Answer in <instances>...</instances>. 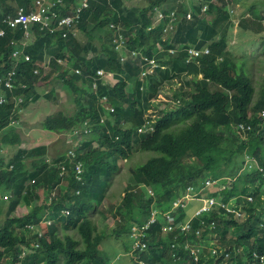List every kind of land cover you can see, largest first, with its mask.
<instances>
[{"label":"trees","instance_id":"1","mask_svg":"<svg viewBox=\"0 0 264 264\" xmlns=\"http://www.w3.org/2000/svg\"><path fill=\"white\" fill-rule=\"evenodd\" d=\"M52 1L54 9L62 6L60 0ZM78 1L62 0L66 5L62 13ZM146 1L148 4L126 6L124 0H88L87 6L80 5L74 27L86 31L82 47L95 50L92 55H80V44L71 30L50 32L41 30L38 23L32 25L35 39L18 44L30 57L22 58L16 69L18 82L26 87L8 92L7 101L0 103V147L23 141L21 130L10 125L13 118H20L19 108L15 109L19 95H23L20 106L24 109L41 97L57 107L41 120V128L61 133L89 120L93 130L80 145L83 153L74 157L84 163L81 179L66 151L49 162L45 144L19 147L8 159L0 152V189L10 194L6 215L0 219V264H108L111 257L102 249L107 233L98 229L92 213L113 196L111 188L123 170L119 160L128 161L136 151L158 154L145 162H132L125 190L110 206L118 220L112 235L124 239L125 248L131 246L132 223L147 221L153 204L168 211L188 185L209 180L208 192L221 194L230 209L223 206L193 216L190 208H178L175 222L187 217L191 230L186 232L163 230L164 222L158 218L145 238L147 248L141 253L145 264H264V114H260L264 87L259 89L261 84L257 89L247 70V60L264 68V8L251 3L240 17L238 26L248 31L243 32L245 47L234 51L228 48L227 37L234 25V9H242L244 1ZM33 5L34 0H0V28L4 31L0 35V72L11 68V41H19L25 32L21 24L12 28L3 20L20 7L30 11ZM160 10L163 17L153 21ZM112 23V33L95 39L91 30ZM121 32L129 37L130 48H142L158 63L145 81L141 71L146 64L142 68L130 60L123 63L115 53L112 34ZM157 45L164 49L158 50ZM46 52L51 58L43 76L39 65ZM99 69L113 72L116 83L99 79ZM51 77L59 79L68 93L71 113L64 109L67 102L57 105L55 87H49ZM173 80L182 83L168 84ZM127 87L132 91L127 92ZM159 91L170 103L156 107L159 117L153 132L139 133L144 113ZM104 96L114 107L112 112L100 104ZM142 183L154 195L147 196L140 188ZM53 190L57 197L47 203ZM21 202L29 204L30 213L15 216L14 209ZM63 208L69 210V216H59ZM45 210L53 212L55 223L38 238L27 226L37 223ZM60 225L79 237H61ZM34 241L40 243L35 251L30 247ZM188 245H200L197 260ZM214 247L224 248L228 256L213 255Z\"/></svg>","mask_w":264,"mask_h":264},{"label":"rangeland","instance_id":"2","mask_svg":"<svg viewBox=\"0 0 264 264\" xmlns=\"http://www.w3.org/2000/svg\"><path fill=\"white\" fill-rule=\"evenodd\" d=\"M216 1V0H213ZM238 0H236L237 3ZM244 1L243 3H241V8L242 9H234L235 12V16H232L231 20L233 21L234 25L232 26V28L230 29L229 33H228V48H232L234 51H237L238 48L241 47H245L243 43V41L245 40V36L243 34V32L248 31L245 30L243 31L237 24V22L239 21L240 18H238V16H242L245 15L246 12L248 11V6L251 3H258L261 7V9L264 8V0H240ZM239 2V3H240ZM79 5L80 2L78 1ZM180 3H185V0L181 1ZM237 3V4H239ZM124 4L126 6H131V5H143V4H148V2L146 0H124ZM68 5V3H67ZM231 12H234L232 8H230ZM188 13L191 14L190 11H188ZM163 17V12L162 10H160V12H158L157 14H154V19L157 18H161ZM89 26L91 27V24H89ZM114 26V24L112 23L111 25H108L106 27H101L98 26L95 29L91 30L92 34H95V39H99L100 35L104 36L107 32L109 33V31L112 33V27ZM90 27L87 28V30L90 29ZM71 32L74 36V38L77 39V41L80 44V55L81 56H88L89 54H93L95 53V50L93 49H89L87 50L85 47H82L85 44V40L87 38V34L86 31H84V29L79 28V27H74V25H72L70 27ZM249 33V32H248ZM113 36V44H114V49H115V53L119 56V59L121 62H126V61H133L135 64L140 65L142 68H144L145 64L146 67L141 71V75L144 77L143 80H145L147 78V74L152 75L154 73V70L156 68V66L158 65V63L155 62L154 57H149L147 54H145L142 50V48L140 47H136V48H130L128 43L129 37L125 36L122 32L118 34H112ZM35 39V36H28L25 39H23L22 41L16 42V43H22L24 45H27L30 41H33ZM96 43H99L100 41L95 40ZM238 45V46H237ZM157 49L158 50H163V47H159L157 45ZM175 50H173L174 52ZM51 56L50 52H46V60ZM65 62V60H63ZM143 64V65H141ZM247 70L249 73L252 74V78L254 79L255 83H256V88L258 89L260 87L261 84H263L259 89L264 87V68H261L259 65H253L252 61L247 60ZM261 72H258L260 71ZM104 71V70H103ZM256 72V74L253 75V73ZM263 72V73H262ZM113 75V73H112ZM107 81L112 85L115 83V81H117L116 78H113L112 76H110L109 74H107ZM49 87L54 86L55 87V92L56 95L58 97V102L57 105H62L63 103H66L64 106V109H68L70 111H66L67 113H71V107L73 106V103L68 99V93L66 92L65 88L62 86V84L59 82V79H56L55 77H51V79L49 80ZM182 83L181 80H173V82H170L168 84H175L176 86H179ZM96 88V83L93 84V88ZM127 92H131L132 90L127 87L126 88ZM258 93L259 90H256ZM106 96L103 97V99H105ZM57 110V107L54 105V103L50 100L47 99L46 97H42L39 100L32 102L31 105L24 109V111L21 113L20 119L18 120L17 123L19 124H14V126L16 127L17 131H20V129L22 130V132L24 134H27L30 136V138H27V136H25L26 141L23 142L22 146L24 145V147H32L34 145L40 144V143H46L48 146V150L47 153L45 155V157H52L53 153L59 154V152H64L67 151L70 147H73L75 142L68 140L67 136L63 133H59L57 134L55 131L49 130V129H44L41 128L39 125V121L46 115L49 113H52L54 111ZM33 128V130L30 133V129ZM64 146L62 149H59L58 147H62ZM95 147H98V143L95 142L94 144ZM18 145L12 144V145H7L6 146V150H5V158L8 159L17 149ZM158 153L156 152H148V153H143L141 151H136L134 153V155L128 159V161H122L119 160L120 165L122 166L123 170L122 172L115 178V184L114 186H112L111 188V193H112V197L111 198H106L100 209L99 212H96L93 215L94 220L97 223V226L100 230L102 229H108L109 232H112L114 229H117V225H118V220L117 218L113 215L112 210H110V206L117 202V195L119 194H123V191L125 190L124 187L127 184V180L130 178L131 176V172L128 170V168L132 165L133 161H144L147 159L148 156H155ZM122 161V162H121ZM241 172L238 171L237 175H239ZM206 183H211L209 180L206 181ZM193 186H188L186 188V190L190 189ZM146 193H150L149 191V187L147 186H143L142 187ZM185 190V195L187 194V191ZM42 194V192H40ZM191 194V193H190ZM204 196V197H203ZM199 197L201 198V201L197 200V212L205 210L206 208H208L211 204L217 205V204H221V199L220 197L217 196H212L209 195V193L207 191H203ZM183 196H180L177 199L176 204H178L181 200H182ZM7 199H4L3 197H0V219L5 217V211L7 208ZM235 200L233 198H231L230 202L233 203ZM224 203V202H222ZM25 205L24 203H21L20 206ZM223 206H226L228 209H230L228 204H223ZM24 207V206H23ZM213 208V206H212ZM215 209H218L217 206L214 207ZM1 212H3L1 214ZM25 212L24 209H17V213H23ZM237 215L240 214V212L238 211L236 213ZM108 241H106V239L103 242L102 245V249H104V252L107 253L112 259H114L118 264H123L124 261H128L129 257L128 256H120L121 251L124 250V246L121 245L123 244L121 242V240H116L114 239L113 236H111ZM125 264H133L131 261L127 262Z\"/></svg>","mask_w":264,"mask_h":264},{"label":"clouds","instance_id":"3","mask_svg":"<svg viewBox=\"0 0 264 264\" xmlns=\"http://www.w3.org/2000/svg\"><path fill=\"white\" fill-rule=\"evenodd\" d=\"M79 2H80V5H83V6H87L88 5V0H79ZM80 5L78 3L77 6H73L71 9L72 10L75 9V8H79L80 9ZM33 8H34V5H33L32 9ZM240 17L241 16H238V18H240ZM153 18H154V16H153ZM4 22H6V21H4ZM237 24H238V22H237ZM30 36H35V34H31ZM22 39H24V36H23ZM22 39H20L19 41H22ZM19 41H15V40L14 41H11V44L13 46V49L11 51V60H12V66H11V68H9L5 72H0V78H2V80L0 81V103H3L5 101H7L8 95H9L8 92H10V94H11L19 86H21L22 88L26 87V85L24 83L21 84V82H18V78L16 76L17 75L16 74V69L18 67L19 61L22 58L24 60H29L30 57H29V59H26L25 56L26 55L29 56V54L24 53V49L25 48H22V53H20L17 57L13 56V51L19 47L18 43H16V42H19ZM20 44H22V43H20ZM58 61H61V59H59ZM48 63H49V60L48 59L47 60L45 59V61H43L39 65L43 69V76H45L48 73V71H49L48 70V66H47ZM38 70L39 69H35V72H38ZM103 70L104 69H99L97 71L98 74H99V79H101L103 81H107V74H109L113 78H116L113 72L106 71V70L103 71ZM76 73H80V70L77 69L76 70ZM112 73H113V75H112ZM149 75L150 74H147V77ZM6 82L11 83V85H6ZM43 82H41V83H43ZM115 83H116V81H115ZM47 91L48 90H46V92ZM159 93H160V91H159ZM13 96L14 95H12V97ZM163 98L164 97H163L162 93H160L155 99H152V101H153L152 102V107L149 106L146 109V111L144 113V122L142 123V125H140L137 128L139 133H149V132L151 133V132L154 131V129H155V127H154V121L159 117L158 116V110L156 109V107L158 105H167V104L170 103L169 100H167V99H164L163 100ZM22 99H23V95H19L15 99V106H16L15 109L16 108H19V112L18 113H20V116H21V113L24 111V108L20 106V102L22 101ZM155 100L158 101V102H154ZM161 100H163V101H161ZM100 104L103 106V108L107 112H112L114 110V107L112 106V104L110 103V101L108 100L107 97L105 99H103V97H102V99L100 100ZM260 114H264V110H262L260 112ZM19 119L13 118V120L10 121V125L14 126V124H19V123H17ZM41 120L39 122H41ZM105 120H106V117H105V115H103L102 116V121H105ZM32 130H33V128L30 129V132ZM92 130H93L92 123L89 120H86L83 123H81L80 125H78V126L74 127L73 129H71L70 131L67 130V131L61 132V133L65 134L67 136L68 140H71V141H74L75 142L74 146L73 147H70L66 151V154H67L68 158H70L71 161H74V163H75V171L79 175L78 176L79 179H81L80 172L84 169V163L82 161L78 160L77 158H74V157L76 156L77 152L79 154H82L83 153L82 151H80V148H81L80 145H81V143L88 136L91 135ZM20 134L22 136L23 141H22L21 144L18 145L17 148L24 147V145L22 146L23 142L26 141L27 138H30V136L27 135V134H24L22 132V130H21ZM57 134H59V133H57ZM25 136H27L26 139H25ZM40 144H45L47 146V144L45 142L44 143H40ZM40 144H37V145H40ZM15 145H16V143H15ZM5 150H6V146H3L2 145L0 147V152L3 153V152H5ZM141 152L148 153V152H153V151H141ZM55 155H56V153H53L52 157H54ZM52 157H47V160L49 162H51L50 160H51ZM149 157L150 156H148L147 159ZM146 160H144L143 162H145ZM248 160H249V157H246V162ZM244 167H245V165L242 166V169H244ZM64 169H65V167H63V170ZM263 171H264V169H263ZM208 185L209 184L206 183V182L205 183H199L197 185H194V184L188 185V186H193V187H191L190 189L186 190L187 191V194L186 195H185V192L183 193V195H182L183 198H182V200L178 204H176V202H177V199L180 196L176 200H174L173 203H172L171 208L168 211H162L160 208L154 206V204H153L152 205V208H151L150 215H149V219L147 221H143L140 224L137 223V222H133L132 223V226H131L130 237H129V239L131 241V244H130L131 246H130L129 249H127V248L124 247V250L121 251V252H119L120 253V256H128L129 257V260L128 261H124L123 264H125L127 262H130V261L133 264H135V263L145 264V260L141 257L142 254H143V252L147 248V242L145 241V238L148 236V228L150 227V225H152L153 223H155L158 220V218H161L162 219V222H164L163 227H162L163 230L173 231V230H176V229L180 228L181 231L186 232L188 230H191V226L189 224V219L187 217H186L185 220H181V221L175 222L176 219H177V216H178V213H176V211H177L178 208H186V207H188V208L191 209V211H193V216H194V215H197V214L202 213V212H205L206 214H210L211 211H213L215 209L214 208L215 206H217L218 208L219 207H223V204H225V202L222 203L223 201H222L221 194H218V193L211 194L210 192H208V189H209L207 187ZM143 186L149 187L150 193L149 194L146 193L147 196L154 195V191H153V189L150 186L146 185L145 183H142L140 185V188L143 189L142 188ZM203 191H207L209 193V195H212V196H217L218 195L220 197L221 201H222L221 204H217L215 206H214V204H211L205 210H202V211L197 212V209H198L197 208V206H198L197 200L201 201V198L202 197H199V195ZM1 192H2V189H0V197H3L4 199H8L10 197V194L9 193H6V191H4L2 193ZM40 192H42V195H44L43 190H40ZM77 193H79V190H77ZM55 197H57V194H55V192L53 190L51 192L50 198L47 200V203H50L52 201V199L55 198ZM39 201L40 202H43L44 201V198L41 199V200H39ZM34 203H35V201L31 202V204H34ZM20 204H18L16 206V208L14 209L13 214L15 216H22V215H25V214L26 215L29 214L31 209H30L29 204H26V203H24L25 204V205H23L24 207H21L20 208V209H24L25 212H23V213H17V208L20 206ZM212 206H213V208H212ZM96 212H99V211H96ZM42 213L43 214H42L40 220L37 223H32V224H29L27 226V229L32 234H36L38 236V238L44 237L46 235V233L48 232L49 228L51 226H53L54 223H55V219L52 216V213L53 212H51L50 210H45V211H42ZM62 215L69 216L70 215L69 214V210L67 208L61 209V212H60L59 216H62ZM93 215H94V212L92 213V217H93ZM59 229H60L59 230V234L61 235V237H63L64 234H68V235L69 234H74L76 237H79L74 231H71L70 229H63V227L61 225L59 226ZM102 230H104L107 233L106 241H108L109 239H112L110 237L113 236L112 235V232L113 231L112 232H109L108 229H102ZM114 239L121 240V242L124 240V239H117L115 237H114ZM39 245H40V243L38 241H34V242H31L30 243V247H31V249L33 251H35L39 247ZM121 245H123V244H121ZM188 247H190L191 253L194 255L195 260H197L198 259V256H199V253L201 251L200 245H194V246L188 245ZM211 250H212L213 255H214V253L215 254H217V253L224 254L225 253V249L224 248H221L220 249L219 247H214V248H211ZM225 255L228 256L227 253H225ZM254 255H255L254 258L259 259L258 253L257 254L254 253ZM108 264H118V263L114 259L110 258V260L108 261ZM219 264H221V263H219Z\"/></svg>","mask_w":264,"mask_h":264},{"label":"built area","instance_id":"4","mask_svg":"<svg viewBox=\"0 0 264 264\" xmlns=\"http://www.w3.org/2000/svg\"><path fill=\"white\" fill-rule=\"evenodd\" d=\"M61 1V7L54 9L55 1L52 0H34V8L30 11H26L23 7H20L14 16H7L4 21L7 22L12 28L17 27L21 24L24 29V39L33 34L32 25L38 23L40 29H48L50 32L68 31L70 27L74 25L79 16V8L70 9L66 14L62 13V9L66 5ZM54 10H53V9ZM4 33L3 29L0 28V35ZM63 35H66L64 33ZM23 40V39H22ZM24 45V44H23ZM22 53V48H17L13 51V56L17 57ZM29 59V56H25ZM2 78H0V81ZM6 85L11 83L6 82Z\"/></svg>","mask_w":264,"mask_h":264},{"label":"bare ground","instance_id":"5","mask_svg":"<svg viewBox=\"0 0 264 264\" xmlns=\"http://www.w3.org/2000/svg\"><path fill=\"white\" fill-rule=\"evenodd\" d=\"M15 15V13H13V14H10V15H8V16H14ZM5 23H7V22H5ZM21 27H22V25H20ZM18 28H19V26H18ZM21 29V28H20ZM23 30V29H22Z\"/></svg>","mask_w":264,"mask_h":264},{"label":"crops","instance_id":"6","mask_svg":"<svg viewBox=\"0 0 264 264\" xmlns=\"http://www.w3.org/2000/svg\"><path fill=\"white\" fill-rule=\"evenodd\" d=\"M29 134H31V132ZM21 207H23V206H19L17 209H20Z\"/></svg>","mask_w":264,"mask_h":264}]
</instances>
